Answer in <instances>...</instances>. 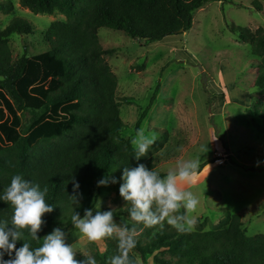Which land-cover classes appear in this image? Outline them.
<instances>
[{
	"label": "trees",
	"instance_id": "16d2710c",
	"mask_svg": "<svg viewBox=\"0 0 264 264\" xmlns=\"http://www.w3.org/2000/svg\"><path fill=\"white\" fill-rule=\"evenodd\" d=\"M208 1L19 0L20 6L34 14L58 12L64 16L42 31L46 50L23 54L17 60L12 57L9 38L14 34H34V25L13 16L0 29V192L15 174L47 189L46 202L54 207L42 217L46 223L38 232L41 238L54 227L71 226L70 178L74 177L80 185V207L75 211L82 216L83 210L94 203L93 190L98 179L106 174L119 178L125 166L138 163L132 157L131 140L120 138L125 123L119 113L118 78L104 59V54L112 49L103 48L98 29L121 30L148 44L188 31L194 12ZM13 9L12 1H0V12ZM231 31L249 43L252 56L257 58L253 86L264 92V28L252 31L232 26ZM158 89L156 85L149 104L137 118L135 133ZM255 113L264 117V111ZM23 114H28L25 126ZM162 133L139 161L155 171L157 153L168 140L165 128ZM109 185L115 194L112 202L118 216L135 224L128 215L130 203L119 195V184ZM12 214V205L0 201V220L10 223ZM241 226L239 213H228L216 227L205 231L178 232L166 222L162 227L136 224L137 245L128 255L131 264H137L135 254L141 258L153 254L156 264H264V233L247 236ZM101 240L105 251L96 250L90 255L97 264H108L112 256L119 254L118 240L114 236ZM28 242L37 247L42 239L29 238ZM21 244L18 241L16 247ZM86 256L76 254L75 258Z\"/></svg>",
	"mask_w": 264,
	"mask_h": 264
},
{
	"label": "rangeland",
	"instance_id": "374dc122",
	"mask_svg": "<svg viewBox=\"0 0 264 264\" xmlns=\"http://www.w3.org/2000/svg\"><path fill=\"white\" fill-rule=\"evenodd\" d=\"M10 1L14 9L0 12V29L13 16L35 27L34 34L9 38L13 59L46 50L42 31L64 16L34 14L20 6L19 0ZM193 16L188 31L148 44L121 30L98 29L103 48L112 49L104 59L118 78L119 113L125 123L120 138L135 136V122L159 85L140 125L155 134L156 141L163 128L168 132L167 142L157 153L156 170L167 173L178 162L192 158H200L201 166L208 162L200 166L189 189L199 199L196 210L188 213L196 221L190 229L209 230L228 213H239L245 235L264 233V117L255 113L264 111V92L253 86L257 58L249 43L231 31L232 26L252 31L264 28V0H210ZM211 81L225 90L212 93ZM22 122L23 126L28 123V114L22 115ZM93 195L94 203L102 202V211H113L118 224L132 226L118 216L110 185H96ZM66 230L70 233L67 243L77 255L105 251L103 240L89 241L72 225ZM135 256L137 264H156L153 254Z\"/></svg>",
	"mask_w": 264,
	"mask_h": 264
},
{
	"label": "clouds",
	"instance_id": "9594fccd",
	"mask_svg": "<svg viewBox=\"0 0 264 264\" xmlns=\"http://www.w3.org/2000/svg\"><path fill=\"white\" fill-rule=\"evenodd\" d=\"M155 134H148L145 128L136 130L131 139L134 149L132 156L136 166H125L119 178L104 175L97 180V187L119 184L120 197L130 203L128 215L136 222L131 227L126 222L117 223L111 209L101 210L102 202L96 200L91 207L83 210V215L75 211L80 207L79 182L70 178L73 194L69 195L73 205L71 225L78 234L89 241L105 237L118 240L119 254L112 256L108 264H131L129 252L137 245L136 224L147 227L163 226L164 222L178 232H186L195 224V218L188 215L196 210L199 199L189 190L192 178L197 175L200 158H192L177 163L175 169L165 175L139 163L141 157L155 143ZM47 189L38 183L25 179L21 174L11 177L10 183L0 192V201L12 205L11 222L0 220V264H97L94 256L76 259V252L67 243L69 231L64 227H54L41 238L38 232L46 223L42 217L53 211V205L46 202ZM183 209V212L178 210ZM72 233L71 235H75ZM40 241L33 247L28 240ZM22 241L19 248L17 242ZM8 256V259H5Z\"/></svg>",
	"mask_w": 264,
	"mask_h": 264
},
{
	"label": "crops",
	"instance_id": "0c3cea01",
	"mask_svg": "<svg viewBox=\"0 0 264 264\" xmlns=\"http://www.w3.org/2000/svg\"><path fill=\"white\" fill-rule=\"evenodd\" d=\"M215 84L216 83H214L213 81H211L209 84H208V86H211L213 89H211V92L212 93H222L225 89L223 88V86H221L220 84H216V86H217V88H216V86H215ZM215 88H216V90H215ZM227 92V91H226ZM226 92H224V93H226Z\"/></svg>",
	"mask_w": 264,
	"mask_h": 264
}]
</instances>
